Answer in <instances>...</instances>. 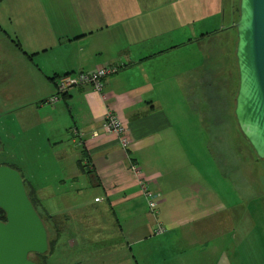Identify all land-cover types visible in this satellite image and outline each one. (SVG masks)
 <instances>
[{
  "label": "crops",
  "instance_id": "obj_1",
  "mask_svg": "<svg viewBox=\"0 0 264 264\" xmlns=\"http://www.w3.org/2000/svg\"><path fill=\"white\" fill-rule=\"evenodd\" d=\"M233 2L0 0V34L11 45L16 41L20 49L15 44L13 47L22 55L8 93H12V101L25 103L12 112L23 118L20 122L26 141L41 146L44 139L48 162L57 168L55 182L64 187L56 197L70 199L71 194L88 189L95 193L93 199L79 197V202L59 211L45 207L41 201L42 214L58 216L62 229L71 213H80L86 220L93 212L107 211L115 223V233L107 238L110 245L117 242L115 246L125 252L135 247L137 259H151L150 264L177 260L178 253L182 256L180 244L189 237L186 233L177 237L175 233L195 219L201 220L204 212L183 214L188 200L202 197L198 181L184 176L173 178L172 168L177 164L188 166V152L193 148L191 136L185 137L182 128L177 130L187 113L184 110L176 116L174 107L187 79L184 62L190 51L187 45L194 41L193 25L199 22L202 26L199 39L228 33L234 28ZM186 37L187 42L183 41ZM105 65L120 69L104 80L101 92L83 85L49 103L56 95L59 76L89 73ZM189 67L190 73L197 74L198 67ZM23 71L27 73L23 80L27 89L21 94L16 88ZM193 76L195 82L190 80L189 86L203 87V76ZM107 112L126 126L125 137L130 141L127 149L120 147L113 134L101 129ZM74 130L81 133V138ZM79 161L87 165L90 174L79 170ZM132 164L140 170L139 177L147 180L148 188L159 194L155 213L147 209L138 178L130 170ZM32 178L27 182L39 199L41 188L32 184ZM194 185L198 191L187 193ZM45 186L42 190L48 191L50 187ZM44 193L45 200L54 196ZM158 223L165 228L162 235L155 233ZM90 230L81 228L76 237L80 241L93 238L96 230ZM125 256L123 259L129 262V255Z\"/></svg>",
  "mask_w": 264,
  "mask_h": 264
},
{
  "label": "rangeland",
  "instance_id": "obj_2",
  "mask_svg": "<svg viewBox=\"0 0 264 264\" xmlns=\"http://www.w3.org/2000/svg\"><path fill=\"white\" fill-rule=\"evenodd\" d=\"M233 1L235 23L238 0ZM193 26L194 41L187 45L190 51H187V60L184 62L187 65V79L183 92L177 93L174 107L176 116H180L184 110L187 113L177 130L182 128L186 133L185 137L191 136L193 148L188 152L189 159L187 157L190 164H177L171 171L176 180L184 176L198 181L197 185L201 187L202 198L196 195L194 199L188 200L183 214L195 215L198 210H202L204 214L201 220L195 219L189 226L175 233L177 237L183 233L188 234L189 241L180 244L182 256L178 253L177 260H169L163 264H264V161L256 158L242 138L233 115L237 89L234 58L236 33L233 28L226 34L224 32L199 39L202 26L199 22ZM185 39L187 40L183 41L187 42L188 37ZM13 46L14 43L11 45L0 34V164L17 170L25 181L32 176V184L41 188L37 194L40 202L54 211L75 204L72 202H79L81 197L93 199L95 193L91 194L89 189L81 190L78 195L71 194L70 199L56 197L64 187L55 182L58 179L55 172L57 168L48 162L50 155L44 152V139L41 140V146L27 143L21 129L23 118L12 112L25 103L12 101L9 99V94L12 93H8L10 83L18 74L15 68L18 67V59L22 57ZM202 63L204 66H201ZM189 66L198 67L197 74L203 76V87L189 86L190 80L195 82L193 75H197L195 72L190 73ZM26 76L27 73L23 71L18 82L21 86L16 88V93L22 94L27 89L23 83ZM141 179L147 181L145 178ZM44 186L50 189L42 190ZM196 191L195 185L186 190L189 194ZM44 192L54 194L55 197L45 200ZM157 205L153 213L156 212ZM37 211L42 213L40 207H37ZM86 212L89 213V210ZM81 215L74 212L69 215V220L63 221L55 251L46 258L47 264L151 263V259L150 262L138 260L140 258L137 259L135 247L132 252H125L124 248L115 246L116 240V243L110 245L107 238L111 232L115 233V223L113 216L107 211L100 214L93 212L86 216V220ZM42 218L49 240L54 239L53 225L45 220L44 215ZM86 227L90 231H98L94 232L93 238L80 241L76 236L81 228ZM126 254L129 255V262L123 259ZM30 260L37 264L44 263L34 255L30 256Z\"/></svg>",
  "mask_w": 264,
  "mask_h": 264
},
{
  "label": "water",
  "instance_id": "obj_3",
  "mask_svg": "<svg viewBox=\"0 0 264 264\" xmlns=\"http://www.w3.org/2000/svg\"><path fill=\"white\" fill-rule=\"evenodd\" d=\"M234 29L233 115L242 138L264 161V0H238ZM0 210V264H37L29 256L48 252V233L20 173L7 165H0Z\"/></svg>",
  "mask_w": 264,
  "mask_h": 264
},
{
  "label": "built area",
  "instance_id": "obj_4",
  "mask_svg": "<svg viewBox=\"0 0 264 264\" xmlns=\"http://www.w3.org/2000/svg\"><path fill=\"white\" fill-rule=\"evenodd\" d=\"M120 67L113 66V65H105L101 66L97 69H95L92 72L89 73H76L71 75H63L59 76L56 79L55 85H56V95L51 97L48 101L49 103L53 104L56 101H58L61 96L69 89L83 86V85H89L91 86L95 91L101 92L104 86V80L111 75L116 74L119 71ZM101 129L107 133V134H113L118 142L121 148L127 149L129 147L130 141L128 138L125 137V133L127 132V128L124 125L122 121H120L116 116H114L112 113L107 112L105 116L103 117L101 124ZM74 133L78 138H81V133L74 130ZM96 136V134H93ZM130 170L132 173L136 175L138 178V186L140 190L142 191L146 201L149 210L152 212L155 208V206L158 203L159 200V194L153 193L148 188L147 181L141 179L139 177L140 170L137 168L136 165L132 164L130 166ZM165 232V228L161 224H157V227L155 229L156 234H162Z\"/></svg>",
  "mask_w": 264,
  "mask_h": 264
},
{
  "label": "trees",
  "instance_id": "obj_5",
  "mask_svg": "<svg viewBox=\"0 0 264 264\" xmlns=\"http://www.w3.org/2000/svg\"><path fill=\"white\" fill-rule=\"evenodd\" d=\"M237 19H238V4H237ZM237 21V20H236ZM235 21V22H236ZM234 27V26H233ZM235 30V29H234ZM14 44H15V46L16 47H18L19 48V45H18V43L16 42V41H14ZM20 49V48H19ZM236 94V93H235ZM86 166L87 165H85V166H83L82 164H81V161H79L78 162V168H79V170L81 171V172H84V173H87V174H90L91 173V171L88 169V168H86ZM22 177V176H21ZM23 182H24V187H25V190H26V193H27V196H28V198H29V200L31 201V203H32V205H33V207L35 208V210L37 211V207H39V205H40V201H39V199H37L36 197H35V195H34V190H33V188L31 187V184L29 183V182H27V181H25V180H23ZM145 198V197H144ZM146 203H147V201H146ZM147 208H148V205H147ZM157 208V207H156ZM149 209V208H148ZM150 211V210H149ZM37 213H38V215L40 216V218H41V220L43 221V223H44V225L46 226V224H45V221L43 220V215H44V217H45V220L46 221H48V222H50L52 225H53V227H54V231H55V238L54 239H52V240H49V237H48V246H49V249H48V252L46 253V254H44V255H37V254H31V255H34V256H36V257H38V258H40V259H42L43 260V264H47V262H46V258L49 256V255H52V253L55 251V246L57 245V243H58V240H59V237H60V231H61V221L62 220H60L59 219V217L58 216H52V215H48V214H42V213H40V212H38L37 211ZM155 213V212H154ZM1 219H4V213L0 210V220ZM46 230H47V227H46ZM47 233H48V230H47ZM30 255V256H31ZM30 256H29V258H30Z\"/></svg>",
  "mask_w": 264,
  "mask_h": 264
},
{
  "label": "flooded vegetation",
  "instance_id": "obj_6",
  "mask_svg": "<svg viewBox=\"0 0 264 264\" xmlns=\"http://www.w3.org/2000/svg\"><path fill=\"white\" fill-rule=\"evenodd\" d=\"M0 165H3V164H0ZM10 167V166H9ZM11 168V167H10ZM0 221L4 222L5 221V218L4 219H1Z\"/></svg>",
  "mask_w": 264,
  "mask_h": 264
}]
</instances>
